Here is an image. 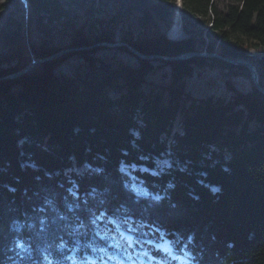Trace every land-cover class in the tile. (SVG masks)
I'll return each instance as SVG.
<instances>
[{
	"label": "trees",
	"instance_id": "trees-1",
	"mask_svg": "<svg viewBox=\"0 0 264 264\" xmlns=\"http://www.w3.org/2000/svg\"><path fill=\"white\" fill-rule=\"evenodd\" d=\"M26 1L44 34V19L66 15L64 0ZM178 1L185 37L172 41L155 22L168 28L177 0H115L117 12L138 14L140 30L119 41L144 55L248 61L264 88V0ZM120 21L111 17L94 35L71 28L67 47L87 49L0 81V264H69L71 252L106 256L115 249L110 220L139 237L162 232L195 264H264V94L246 67L213 57L149 60L121 46L113 50L136 65L112 67L99 56L106 48L92 46L113 43ZM24 36L22 23L0 28V40L16 45V62L5 58L0 77L63 49L28 45ZM161 69L166 82L148 80ZM209 69L228 97L186 90V79ZM237 77L247 90L234 87ZM161 159L169 167L161 169Z\"/></svg>",
	"mask_w": 264,
	"mask_h": 264
},
{
	"label": "rangeland",
	"instance_id": "rangeland-1",
	"mask_svg": "<svg viewBox=\"0 0 264 264\" xmlns=\"http://www.w3.org/2000/svg\"><path fill=\"white\" fill-rule=\"evenodd\" d=\"M1 0L0 4L3 6L0 12V28H4L6 25H13L14 23H22L24 30V39L28 45L39 46L42 42L48 43L49 45L55 48H63V49H71L67 46L71 41V37L73 29H79L81 26L85 34L94 35L95 32L100 33L103 31L102 29L107 30V26H109V19L113 16H117L118 21L119 18L122 20L118 22L115 33L116 38H114V43L119 42V36L124 31L131 30L134 34L139 32L138 25V14L130 13L128 15L123 12L121 9L120 12H117L115 0H64L65 6V17L62 18L61 21H54L52 23L48 22L47 19H44L42 24L46 25L47 34H44L37 30L35 16L32 12L31 7L26 4V0ZM120 16V17H119ZM170 25L167 28V25L163 23L155 22L156 28L159 31H168L169 35L167 38L172 41L179 40L184 36V32L182 30V21H181V13H180V1L177 0V4L175 5L172 17L170 18ZM12 22V23H10ZM109 23V24H108ZM167 28V29H166ZM119 35V36H118ZM108 43V42H107ZM16 45L11 44L8 45L7 42L0 40V63L6 58H11L12 60V52L14 51V47ZM121 47V46H120ZM106 48V47H104ZM118 48V47H114ZM114 48H106L102 52H100L99 56L105 63H109L112 67L117 63L131 64L132 66L136 65L134 58L125 53L118 52L117 50H113ZM247 55L254 56V52L251 50L246 51ZM58 58V57H57ZM13 61V60H12ZM16 61H13L12 64H15ZM46 62V61H45ZM44 63V62H43ZM2 65H6L1 63ZM29 63L26 64L23 68H27ZM37 66V65H36ZM73 64L69 66H63L61 68L63 73H71L73 71ZM257 71V70H256ZM29 72V71H28ZM27 73V72H26ZM166 73H168V69H161L154 73L148 74V80L154 82L155 84L164 83L167 81ZM3 78V77H2ZM10 78L0 79L6 80ZM186 90L189 91L194 97L197 98H205L208 96L213 97H228L230 94L226 92L224 82L219 75L216 69L214 70H204V71H196L195 74L186 79ZM233 85L237 90L245 91L249 87V83L246 79L242 77H237L233 79ZM144 90H148V86H144ZM112 96H116L117 94L114 92L110 93ZM157 165L162 169L169 167V161L165 159H161L157 161ZM128 168L134 170L135 167H124L125 173L129 174ZM144 168H140L143 170ZM131 176V175H130ZM132 177V176H131ZM132 188L136 194L145 192L144 188L138 184L133 183ZM142 195V194H138ZM158 240L149 243L155 249H158L162 253H167L170 251L169 245H167L166 238L164 234L160 231H156ZM120 236L125 237L126 239H130L127 233L120 231ZM179 261L181 264L183 261Z\"/></svg>",
	"mask_w": 264,
	"mask_h": 264
},
{
	"label": "water",
	"instance_id": "water-1",
	"mask_svg": "<svg viewBox=\"0 0 264 264\" xmlns=\"http://www.w3.org/2000/svg\"><path fill=\"white\" fill-rule=\"evenodd\" d=\"M27 4V2H25ZM167 35H169L168 31H166ZM106 47V48H114V47H120V46H124L126 47V49L129 51V53H131V55H134L136 57H139L141 59H149V60H162V61H168V62H172V61H180V60H186L192 57H213V58H217L220 59L228 64L231 65H237V66H244L248 69L249 74H250V80L252 85L262 94H264V88L260 85L259 83V76L258 73L255 69V67L252 65V63L248 62V61H243V60H236V59H227V58H223L221 56L218 55H214V54H207L205 52L203 53H195V52H189V53H184L178 57H165V56H158V55H144L142 53H140L139 51H137L136 49H134L133 47H131L129 44L119 41L116 43H107V42H99L94 44L92 47ZM80 49H87V48H71V49H62L57 51L56 53L46 57V58H41V59H34L29 63V66L19 72L10 74L6 77L3 78H15L23 73H26L30 70H32L36 65L43 63L45 61H49V60H53L61 55H64L66 53L72 52V51H76V50H80ZM2 77H0V79H3Z\"/></svg>",
	"mask_w": 264,
	"mask_h": 264
},
{
	"label": "snow or ice",
	"instance_id": "snow-or-ice-1",
	"mask_svg": "<svg viewBox=\"0 0 264 264\" xmlns=\"http://www.w3.org/2000/svg\"><path fill=\"white\" fill-rule=\"evenodd\" d=\"M144 171H147V169H143ZM121 171H124V169L122 168L121 169ZM153 174H155V173H153ZM135 190V189H134ZM138 194H142V195H147V193L146 192H143V193H138ZM157 199H159V197H157Z\"/></svg>",
	"mask_w": 264,
	"mask_h": 264
}]
</instances>
